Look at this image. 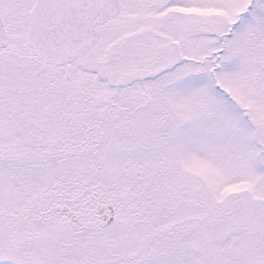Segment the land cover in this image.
<instances>
[{"label":"snow or ice","instance_id":"obj_1","mask_svg":"<svg viewBox=\"0 0 264 264\" xmlns=\"http://www.w3.org/2000/svg\"><path fill=\"white\" fill-rule=\"evenodd\" d=\"M0 264H264V0H0Z\"/></svg>","mask_w":264,"mask_h":264}]
</instances>
